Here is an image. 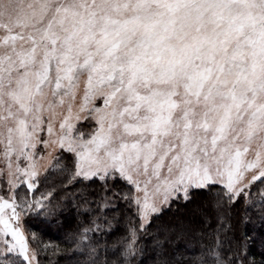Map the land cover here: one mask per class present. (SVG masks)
<instances>
[{
	"label": "snow or ice",
	"instance_id": "snow-or-ice-1",
	"mask_svg": "<svg viewBox=\"0 0 264 264\" xmlns=\"http://www.w3.org/2000/svg\"><path fill=\"white\" fill-rule=\"evenodd\" d=\"M71 222L76 264H264V0H0V264Z\"/></svg>",
	"mask_w": 264,
	"mask_h": 264
},
{
	"label": "trees",
	"instance_id": "trees-1",
	"mask_svg": "<svg viewBox=\"0 0 264 264\" xmlns=\"http://www.w3.org/2000/svg\"><path fill=\"white\" fill-rule=\"evenodd\" d=\"M58 178L59 177H53V179ZM74 226V222H71L64 229V231H57L55 229L47 231L44 237V242L49 245V252L47 260L44 261V264H76L75 258L69 259L75 249L64 234V232L68 231L69 228H74ZM121 227L123 229V225ZM256 232L259 234L264 232V229L257 228ZM56 249H59V251H56ZM251 252L257 261H259L261 257L264 256V248L259 246V239H257L256 244L252 245Z\"/></svg>",
	"mask_w": 264,
	"mask_h": 264
},
{
	"label": "rangeland",
	"instance_id": "rangeland-1",
	"mask_svg": "<svg viewBox=\"0 0 264 264\" xmlns=\"http://www.w3.org/2000/svg\"><path fill=\"white\" fill-rule=\"evenodd\" d=\"M43 163H48V162H46V161H45V162H43ZM49 167H51V165H50V164H49ZM52 234H53V233H52ZM53 235H54V234H53Z\"/></svg>",
	"mask_w": 264,
	"mask_h": 264
}]
</instances>
